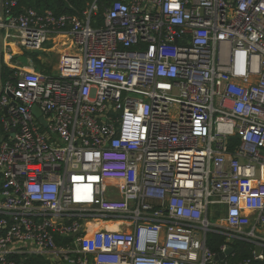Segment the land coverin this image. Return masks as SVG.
I'll return each instance as SVG.
<instances>
[{
    "label": "built area",
    "instance_id": "2783aa9c",
    "mask_svg": "<svg viewBox=\"0 0 264 264\" xmlns=\"http://www.w3.org/2000/svg\"><path fill=\"white\" fill-rule=\"evenodd\" d=\"M101 1L5 0L6 44L66 42L59 75L22 68L0 97V264H230L242 241L263 260L264 0Z\"/></svg>",
    "mask_w": 264,
    "mask_h": 264
},
{
    "label": "trees",
    "instance_id": "16d2710c",
    "mask_svg": "<svg viewBox=\"0 0 264 264\" xmlns=\"http://www.w3.org/2000/svg\"><path fill=\"white\" fill-rule=\"evenodd\" d=\"M92 1L93 0H18V7L15 10L16 12H22L26 11L29 8H33L39 13H44L47 10H52L57 16L65 14L83 18L85 9ZM100 3L101 9L98 16L99 19H101L102 10L103 7L107 4V0H102ZM1 79L4 85H6L8 82L15 84L17 81L16 70L8 66L6 63H3ZM5 117L6 116L4 110L0 106V144L2 142V138L5 139L7 137V132L4 125ZM231 139L233 145H237L239 143V139L237 137L234 136ZM224 240L225 238L222 234L211 232L208 236V246L213 251L218 252ZM233 245L235 248V255L230 259V264L238 260L245 259H251V262L249 264H264V259H254L252 243L242 241L234 243ZM9 259L15 261L16 264H56L52 259L42 254H13L10 255Z\"/></svg>",
    "mask_w": 264,
    "mask_h": 264
},
{
    "label": "crops",
    "instance_id": "0c3cea01",
    "mask_svg": "<svg viewBox=\"0 0 264 264\" xmlns=\"http://www.w3.org/2000/svg\"><path fill=\"white\" fill-rule=\"evenodd\" d=\"M4 22L5 20L3 18V23L0 28V39L3 48V63H6L8 66L14 68L16 70V75L18 74V71L22 68L43 72L51 76L59 75V66L57 72L49 73L47 71L48 68L44 64L41 65V63L46 56L56 54L59 57V65H60L61 47L66 42L65 41L66 39L64 37L59 36L57 38L48 41L44 49L41 51H28L24 49L15 38H12L6 44L5 35L7 33V28L3 26ZM7 136H8V132H7ZM91 228L92 230H96V229L116 230V229L128 228V224H125L122 221L106 219L92 223Z\"/></svg>",
    "mask_w": 264,
    "mask_h": 264
},
{
    "label": "water",
    "instance_id": "95a60500",
    "mask_svg": "<svg viewBox=\"0 0 264 264\" xmlns=\"http://www.w3.org/2000/svg\"><path fill=\"white\" fill-rule=\"evenodd\" d=\"M4 5H5V0H0V28H1V25H2V23H3V18H4V16H3ZM2 65H3V48H2V43H1V39H0V81H1V85H0V97L2 96L3 91H4V84H3V81H2V79H1V75H2ZM9 94H10V96H11L12 98L14 97L13 94H11V93H9ZM3 110H4V113H5V116H7L8 107L5 106ZM34 113H35L36 115H40V114H41V111H40V109H39L38 107H35V108H34ZM41 120L44 121L43 118H41ZM2 140H3V138H2ZM74 235H75V234H74ZM261 250H262V247H261V246H256V254H257V255L260 254ZM232 252H233V247L230 246V247L227 249L226 252H224V253H220V254L217 256V259H218V260H222V259L225 258L226 255H228V254H230V253H232Z\"/></svg>",
    "mask_w": 264,
    "mask_h": 264
},
{
    "label": "rangeland",
    "instance_id": "374dc122",
    "mask_svg": "<svg viewBox=\"0 0 264 264\" xmlns=\"http://www.w3.org/2000/svg\"><path fill=\"white\" fill-rule=\"evenodd\" d=\"M94 1V0H93ZM45 65L48 68L49 73H55L58 71V66H59V57L56 54L46 56L43 60L41 65ZM44 66V67H45ZM40 67V65H39ZM211 221L213 222L214 220L211 218ZM74 246V245H73ZM61 264H66V262L61 263Z\"/></svg>",
    "mask_w": 264,
    "mask_h": 264
}]
</instances>
